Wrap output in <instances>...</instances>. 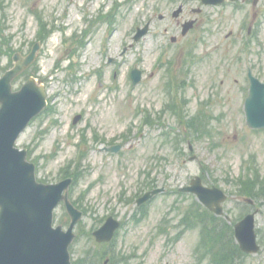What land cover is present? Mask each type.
Here are the masks:
<instances>
[{"label": "rangeland", "instance_id": "rangeland-1", "mask_svg": "<svg viewBox=\"0 0 264 264\" xmlns=\"http://www.w3.org/2000/svg\"><path fill=\"white\" fill-rule=\"evenodd\" d=\"M82 1L0 0V75L12 66L15 52L31 50L36 15L43 16L48 25H58L51 36L39 39L40 55L30 72L38 73L47 85L55 111L36 118L18 146L28 150L38 177L49 182L62 178V167L82 147V158L62 171L78 176L73 198L86 211L70 249L73 264H264V193L251 185L237 186L239 177L264 178V130L249 128L242 109L248 93L247 65L264 80V0L256 6L253 0H245L239 10L204 7L201 0H118L113 24L109 17L98 15L110 12L115 0H91L85 9L80 6ZM181 3V16L171 17ZM197 7L203 12L195 13ZM160 13L165 15L163 20ZM149 17L151 32L134 42V24L143 25ZM255 17L262 19V26L251 47L243 23L248 25ZM194 18L198 24L182 36L181 24ZM172 35L178 37L176 43L170 42ZM130 43L133 47L121 54ZM247 45L251 48L244 50ZM161 49L166 52L157 62ZM111 57L115 61L109 62ZM134 66L143 69L144 78L132 87L129 74ZM170 82L176 87L175 94L168 92ZM176 95L185 106L184 113L179 112L177 102L162 113L164 104ZM137 109L142 111L136 114ZM79 112L84 120L74 125ZM196 114L201 122L210 124L212 136L194 131L191 135L195 137L181 144H177L179 138L173 142L161 136L171 131L168 125L187 132L180 120L186 123ZM130 128L120 152L102 150ZM94 130L106 140L93 137ZM116 142H122L121 138ZM193 154L198 157L190 161ZM197 174L203 175L206 184L229 194L224 207L232 222L208 214L195 196L179 191ZM147 178L155 179V186H165L167 192L138 212L139 221L132 220L135 202H121L120 196L135 197L146 187ZM246 197L259 209L257 225L263 247L258 254L237 259L233 223L235 217L252 210ZM187 210L205 212H198L189 227L182 222ZM65 212L63 206L57 208L58 220ZM109 214L124 224L111 242L97 243L92 232ZM205 247L211 248L208 254H204Z\"/></svg>", "mask_w": 264, "mask_h": 264}, {"label": "water", "instance_id": "water-1", "mask_svg": "<svg viewBox=\"0 0 264 264\" xmlns=\"http://www.w3.org/2000/svg\"><path fill=\"white\" fill-rule=\"evenodd\" d=\"M146 32L145 27L137 39ZM37 49L38 45L27 59L22 58L23 65L18 60L16 67L0 79V264H71L68 248L75 237L73 229L83 215L68 199L70 179L58 184L38 183L34 164L25 159L26 151L14 148L28 120L45 105V89L34 79L16 92H12L10 84L14 76L33 61ZM132 79L134 83L141 79L138 70L133 71ZM246 110L249 125L264 128V84L255 78ZM187 190L197 193L211 208L218 205L215 197L224 198L217 188L202 186L199 178ZM149 196L145 195L142 200ZM61 200L65 201L71 216L67 230L61 225L53 226L54 208ZM216 210L220 213L221 208L218 206ZM118 226L110 217L94 235L99 242L109 241ZM236 236L243 250H259L253 214L236 225Z\"/></svg>", "mask_w": 264, "mask_h": 264}, {"label": "flooded vegetation", "instance_id": "flooded-vegetation-1", "mask_svg": "<svg viewBox=\"0 0 264 264\" xmlns=\"http://www.w3.org/2000/svg\"><path fill=\"white\" fill-rule=\"evenodd\" d=\"M257 4H258V0H257ZM244 6H245V0H224L221 5L215 6V7H219L221 9L229 8L231 10H235V9L239 10L240 8H243Z\"/></svg>", "mask_w": 264, "mask_h": 264}, {"label": "trees", "instance_id": "trees-1", "mask_svg": "<svg viewBox=\"0 0 264 264\" xmlns=\"http://www.w3.org/2000/svg\"><path fill=\"white\" fill-rule=\"evenodd\" d=\"M262 189H264V187H263ZM236 253L241 254L240 251H239V249H238L237 247H236ZM241 255H242V254H241Z\"/></svg>", "mask_w": 264, "mask_h": 264}]
</instances>
